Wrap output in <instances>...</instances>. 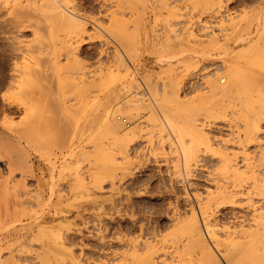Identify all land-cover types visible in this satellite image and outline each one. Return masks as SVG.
Listing matches in <instances>:
<instances>
[{"label":"rangeland","instance_id":"obj_1","mask_svg":"<svg viewBox=\"0 0 264 264\" xmlns=\"http://www.w3.org/2000/svg\"><path fill=\"white\" fill-rule=\"evenodd\" d=\"M70 1L72 3V5H70L71 3L69 4L70 7L73 8L77 7L76 9L88 18L89 20L88 27L90 29H88V33H86L88 36H84V38H82L83 41L81 40L82 43L80 45L79 51H76V54L78 53L77 57L74 56L72 58L74 59V62L72 59L67 61L66 58L62 56L61 58L62 59L64 58L65 60L63 59L64 61L63 62L62 59L60 58L61 62L59 64V67L60 66L63 67L64 70H61L62 71L61 73L59 70L58 72L62 75L64 74L63 79L65 78L64 77L65 75L67 76L69 75L70 78L69 76L66 77L69 79L70 82L72 81L71 79L77 76L78 79L77 78L76 79L79 82V76L83 75L85 77L84 74H86L87 76L85 78L87 79L86 81L87 83L85 88L86 90H84V93L87 94L85 95L83 93L84 96L83 95L81 96L80 93L79 96H76L75 94V92L77 91L76 87H73L76 90L75 92L71 90L73 89L71 87L70 90H68V92L66 93L67 99L70 98L68 94H70V96L74 94L73 96L74 98H78V97L80 98L81 96V99L79 98H78L79 100L77 99L80 105L76 102L75 103L72 102V104L78 106L79 110L76 114L75 112H73L74 111L73 109L76 110V108H72L73 111L69 117V118L74 117L73 119L77 122H75L74 120L71 121V119H69L70 123H67L68 119L66 121H63L68 125L70 124L71 128L73 127L71 130L69 129L70 125L68 128V125L63 123V125L65 124L67 126V130L69 129L68 131H66V134L64 131V135H67V133H69L67 136H65L67 137L66 141L64 140L65 148H63V145L61 143L62 140H59L62 137H63L62 139H65L64 135H62L63 132V128H62L63 126H61L62 123H56L57 125L52 124V126L49 127L50 130H48L46 133L47 135L45 136L42 135L44 137V138L42 137L43 139L40 136L41 140H39L38 142L42 141L40 142L41 144L38 142L37 144L35 143L36 147H34L35 145H31L29 141H28L29 144L27 140L24 141L25 149L27 151V160L29 161L28 165L26 163L17 164V163H12V161H8L9 159L7 158L8 156L5 153H3L4 150L2 147H0V189L2 188L0 190V201L4 199L2 203L0 202L1 203L0 205H2L1 206L2 209L0 208V260L2 262L0 261V264H13V262H15L14 264H45V261L46 263H48V257L51 258L48 264H60V261L58 259L56 260L57 256L52 255L51 252L52 250L49 249L50 246L49 245L47 246L49 240L51 243L52 239L50 238L54 235H51V237L50 236L46 237V234L48 236L52 233L57 235H59L58 233L61 234L62 239L64 238L62 241L65 242L66 244L65 246L66 251L69 254L74 253V256L77 257L78 260L82 262V264H144V262L140 261V259L143 260L144 256L148 254V250L150 247H156L157 249H159L157 258L155 259V261L158 264H162V263L176 264V262L177 264H197L198 263L197 252H195V254L194 253L187 254L184 253L183 251L185 247L184 244L188 242L187 240L188 237L183 234V227L185 225V222L187 223V221H189L188 219L192 218L191 215L193 214L194 211L197 212L199 218H201L202 223H204L203 227L206 230V233L209 234H210L209 230H211V228H208L207 226L210 223L209 221H211L212 224H217L218 227L221 228H223L224 226H231L233 229H237V230L238 229L242 230L240 227L244 228L247 227V225L249 224H253V220H254L253 217L255 216V211L253 206L247 200H245L246 199L245 196L238 195L237 196L238 198L235 197L236 200L234 199L235 201L233 202L231 201V199L220 200L219 199L220 193L217 192V190H219L218 187L220 186L230 187L232 190L234 188L238 189V187H234V185L236 186L237 183L233 185L232 182L234 183V181H231L233 180V178H231L229 173L225 172L226 171L224 165L225 158H223L227 155L225 153H230L229 155L231 157V154L232 155L236 154L237 152H239V150L242 151L241 147L239 146L243 145L246 149V152L249 153L250 155L252 154L251 155L252 159L254 158L255 160H258L261 152L264 150L263 148L264 137L260 138L257 141L248 143V145L241 144L240 141L241 138L243 140L242 136L244 135V133L242 131V128L241 130L239 129V126L242 123L241 120H239L240 116L237 114V112L239 111L240 108L238 107L233 108L234 105L233 103H238V100L236 99L237 97H235L233 93L232 95H228L222 98L220 96L215 97V93L211 88L213 87L212 85L213 80L214 81L220 80L222 84V81L221 79H219V77L222 74H224L225 76L226 73L225 68H227V65L232 61L233 58L232 56L228 57L227 55H230L232 51L233 53L231 55H233L235 49L239 47L242 48L243 46H247L251 41H255L256 39L258 41L259 37L263 33L262 31H264L263 29L264 0H221L220 4L222 5L218 4L217 0H212L214 5H211L212 4L211 0H209L211 4H209L207 0H176V2L175 0L174 2L173 0L170 1L169 0H70ZM75 1L77 3H75ZM203 6L207 9L204 8L203 10ZM212 6L213 8L211 9ZM218 6L220 7L218 8ZM181 9L184 11H181ZM202 10L204 13L202 12ZM254 10L255 11L258 10V12L256 13ZM168 11L173 13L172 16L176 14V17L173 16L175 19H173L172 16L171 17L169 16L171 15V13L169 14ZM214 11L216 12L214 13ZM259 11L261 12L259 13ZM184 12L187 14H185ZM189 12L192 13L190 14ZM181 13L183 15H181ZM167 14H169L168 16L173 20L171 19L169 20V18L164 19L168 17ZM247 14H249V17L251 16V14L252 17L254 16V14L255 16L253 17V19L251 17V20L249 21L247 19L249 17L246 16ZM243 15L244 17H246V19L243 17ZM93 16L95 18H93ZM229 17H232L230 22H229L230 19ZM239 17L240 18L242 17L241 19L244 20V21L241 20L242 22L241 25L243 26V28L240 30L239 29L236 30V28H234L232 24L234 21L240 22ZM158 19L159 21L157 22L154 21ZM92 20H94L93 21L94 24L96 21L98 24L102 25L105 31L99 29L100 33H98L97 32L98 30L96 31L94 27L91 26L93 23L91 22ZM165 20L166 21L169 20L167 21V25ZM136 21L140 22L138 23L140 26H138ZM197 22H199V24ZM223 22L225 23L227 22V23L225 24ZM222 23L225 25L222 26ZM113 24L114 25L116 24V27H118V28L115 27L116 30L113 28L114 26L112 27L116 31L114 33H118L117 29L119 31L121 28L123 29V27L125 26L128 27L127 29H125L126 27L124 28L125 31H122V34H124L123 32H126L127 34H125L124 37L125 39L129 38L130 41L122 38L123 37L122 34L112 33V35H117L119 37L112 36L111 33L107 31V29L110 28ZM151 24L152 26L153 25L154 26L152 27ZM189 24L190 26H188ZM228 24L230 27H232L233 30L227 27ZM171 25L174 29H171L172 28ZM191 25H193V27ZM262 25L263 27L261 28ZM206 27L208 28V30H206L207 29ZM56 28H54V30ZM135 28L138 30H134ZM168 28L170 32L167 31ZM154 29L155 31H157L156 33L159 34V35L157 34L158 36L155 34ZM54 30L52 35H54L56 32L58 36L55 34L54 36H52V39H50L51 37H49V39L47 37V41L49 44H51L52 42L51 47L52 48L55 47L57 53H60L58 52V49L59 47L61 48V46L57 47V45L60 44L61 40L59 42L57 41L60 38L62 39V37L65 39L64 34L68 35L69 32L66 29L63 30L59 29V31L56 29L55 32ZM64 30L66 31L63 34L62 31ZM258 30L260 31L262 30L260 32L261 33L260 36L258 35L259 33ZM220 31L222 32L220 33ZM234 32L239 33V35L237 34L238 37ZM168 33L170 34V36L168 35ZM25 34L27 37V41L32 39L31 38L32 36H30L31 35L30 32H25ZM163 34L165 35L166 38L169 37L168 41L165 39ZM190 34L193 37L192 41H190L191 38H189L191 37ZM194 34L197 37H194ZM222 34L225 36H223ZM230 37H235V38L231 39ZM175 38L176 39L178 38L177 40H179L180 42L177 41ZM122 39L125 42L120 43V41L121 42L123 41ZM170 39L174 42L172 43ZM187 40L188 43H186ZM216 40L219 42H216ZM162 41L164 45L163 43L161 44ZM223 41L228 42V43L226 42L227 46L224 45L225 43ZM234 42L236 44H234ZM133 43H134V47H133ZM158 43L160 44V46ZM220 43H222L223 45ZM135 44L137 45L135 46ZM153 44L154 46L152 47ZM123 45L125 48L122 47ZM157 45L159 47H157ZM162 46L165 48H163ZM135 47L137 48V54ZM173 47L175 50H173ZM226 47L228 49H226ZM161 48L163 49V51ZM55 49L53 48V50ZM120 49H122L123 52L125 53L123 54L124 57L119 56L118 54L116 55L117 53L116 50H120ZM126 49L127 51H130V53H128ZM222 49H224L225 51ZM133 50L135 51L132 52ZM157 51L159 52L161 51V53ZM155 52L156 54H154ZM127 54H129L128 58H127ZM123 58L124 60H122ZM189 59H193V60L191 61ZM76 61L77 63H79L80 61V63L82 64V65L79 64V67H81L84 70L86 68L85 72L84 70L81 71L80 70L81 68L79 69V67H77ZM123 61H127V63ZM66 62L67 65L69 64L68 66L65 65ZM226 62L229 63L227 64ZM118 63L120 66H118ZM196 63L200 64L198 68L196 67L197 66ZM125 64L127 65V68ZM70 67H72V70L73 69L74 70L71 71ZM111 67L113 69H111ZM128 67L130 68V70H127L129 69ZM203 67L205 68V70ZM248 67L249 68H247V70H251L252 72L250 74L255 73L259 76L258 78L259 82L261 79L263 80L262 85L260 84L261 82L259 83V85L264 86V77H262L264 76V71L262 70L263 71L262 72L261 70L259 71V69L256 70L257 68H252L250 66ZM76 68H78V71L74 72L75 70H77ZM186 68H189V70ZM207 68L208 70L206 71ZM222 68L225 71L221 70ZM110 69L112 71H108ZM7 70L5 69V67H1L0 71L6 73ZM79 71L81 73H79ZM124 71H126L125 74ZM257 72L258 73L262 72V74L259 73L260 74L259 75ZM77 73H79L80 75L79 74L77 75ZM111 73H114L113 74L114 76ZM105 74L107 75L109 74L108 79H111L112 82L111 80H106L107 75ZM216 76H218V78ZM224 76L221 77H223L222 78L224 80L223 84L224 86H226V83L228 82H227V78H225L226 76L225 77ZM97 80L98 81L102 80V82L99 81V83L101 82V86L104 85V88L103 86L101 87L99 83L98 85L97 83L94 85V82H98ZM104 82L106 83L104 84ZM210 84L212 86H210ZM96 85L99 86L98 89H96L97 88ZM130 86L132 89L130 88ZM138 87H140V89ZM93 88H95L96 90ZM128 88L130 91L128 90ZM260 88L263 89V87ZM97 90L99 92H97ZM262 91H264V89ZM95 92H97V94ZM77 94H79L78 91ZM122 94L124 95L122 96ZM166 96L171 101H169L168 98L166 99ZM164 97L166 100L170 102V105L172 107L175 108L178 107L177 110L178 115L176 114V112H174L177 108L173 109L171 107L174 111L172 110V113L169 112V109L171 108H169L170 106L168 104L165 105V102L166 103L169 102L162 101L164 100ZM234 97L236 101L232 100L234 99ZM175 98L176 100H174ZM178 98L179 101H177ZM133 99L137 101L136 103L131 102V104L133 105L136 104V106L138 105L140 107H135L136 108L135 110L134 107L133 108L131 107V109L129 110L128 109L130 107L129 105H131L130 101H132ZM73 100L76 99L72 98L70 102ZM96 100L97 103L95 102ZM186 100L189 103H187ZM79 101H82V103H80ZM174 101L180 103L177 102L175 103ZM206 101L207 103H209V105L206 103ZM230 101H232L233 103ZM70 102H68V104H71ZM159 102H161V105ZM157 103L159 104V107ZM200 103L201 104L203 103V105H199ZM205 103L207 105H204ZM222 103H224V106H222L223 105ZM81 104H83V107L85 108L83 112L82 110L80 111ZM152 104L154 105L156 111ZM183 104L185 107L183 106ZM187 104H188L187 107L189 108H191L192 106L191 110L193 111L191 113H194L195 110L196 111L199 110L197 114L196 113L193 114L192 116L193 118H190L191 116L190 114L188 116V113H190L191 110L190 109L188 110V108L186 107ZM127 105L129 107L126 108ZM162 105L165 108L162 109L161 108L163 107ZM180 105L183 107H181ZM198 105L200 108L198 107ZM202 106H204L205 108L203 107L204 108L203 109ZM210 106H213L212 109ZM227 106L229 107V109ZM193 107H197L199 109L197 108L193 109ZM222 107L223 109H225L226 107L227 108L224 110V112L222 111L223 113L221 115L219 113H221L220 110H222ZM230 107L233 108V110H231ZM137 108L139 109L137 110ZM182 108L183 110L185 108V110H188L189 112L183 111L181 114L184 115L186 113V116L192 119V121L195 120L194 116H196L195 124L198 123L196 124L198 127L200 126L201 128L202 127L204 128L202 129L206 132L207 138L204 137L206 140L210 139V137L213 138L211 139V141L207 140L208 147L205 145L206 146L205 148V146L202 147L199 145V147L201 148H198L199 150L198 151L199 154L197 153L198 163L196 164H194L195 162L193 161L191 162L190 165H186L182 155V150H180L181 148L178 147L179 143L173 140V137L169 129L165 128L166 125L165 123H163L164 121L161 120L162 116L160 117L158 116V114L161 115L163 112L180 116L179 111H182ZM131 110H134L133 113L131 112ZM150 110L152 111L154 110L156 113H158V114L155 113L157 118L156 117L154 118L153 115H152L153 117L151 116ZM81 112L82 115H80ZM211 114L213 115L211 116ZM22 115L15 116V121H14L15 127L17 128L21 127V129L23 125H24L23 127L27 126V124L25 125L24 122L23 124H20V126H17L18 125L17 121L20 122V120L22 119L21 117ZM19 117H21V119ZM182 117L179 118L182 119ZM185 118L187 117H184V119ZM100 119L102 121H100ZM105 121H107V123ZM74 122H75V129H74ZM154 122L156 123L155 125H153ZM108 123H112V124L114 123L113 124L114 126L111 125L108 127H110L112 131H116L115 137L118 140L114 137V135H112V137H114L115 140L111 137V134L115 132L110 134L108 131L110 132L112 131L109 129L108 131L106 130ZM161 123L164 124L165 126L164 125H163L164 127L158 126L161 125ZM96 124L98 125L96 126ZM105 124H106V128L104 126ZM53 125H56L57 127L60 125L59 127L62 128L61 129L62 132L61 130L59 131L60 134L54 129L60 135V138L59 135L55 136L56 132L53 131L54 128ZM65 125L64 128L66 127ZM140 125L142 127H140ZM261 126L263 127V131H264V119L261 121ZM152 128L154 129L152 130ZM56 129L59 130V128ZM71 131H73V133ZM129 131H131L132 133L135 132L134 134L137 135L134 140L133 138L135 137V135H131V132L129 133ZM48 132L51 133V136L49 135ZM205 132L203 133L204 135ZM52 134H54L55 137H58V139L56 140L57 142L53 143L52 139L48 138V136L54 138V136L52 137ZM129 135H131L132 137ZM98 136L100 137L98 138ZM45 138L46 139L48 138L49 141H45L46 140ZM122 138H124V140H121ZM125 138L127 139V142L128 141L131 142H129L128 144L127 143L123 144V142L126 141ZM166 138L170 139L169 140L170 142L173 140L174 144H172L173 141L169 143L168 139ZM50 140L52 142H50ZM58 141L60 142L58 143ZM67 141H69V143ZM120 141L122 142L120 143ZM237 141H239L240 143L239 142L236 143ZM117 142L119 144H117ZM203 142L202 145L206 144V142L205 143ZM125 144L127 145V147L125 146ZM66 145L68 149L71 147L73 148L68 150L66 148ZM94 145L95 147H93ZM117 145H123L124 149L122 148L123 146L119 147ZM101 147L104 148V150L100 149ZM62 148L64 150H62ZM96 149L99 150L93 151ZM208 149L210 150L212 149V151H209ZM110 150H112V152L115 155H112L113 153H111ZM121 151H124L126 153H123ZM214 151L217 154L214 153ZM96 152H98L97 153L98 155L95 154ZM119 152L123 154H120ZM220 153H222L223 155ZM102 154L103 155L109 154V155L103 156ZM116 154H118V156ZM100 155H102L103 157ZM110 155L112 156L110 158L114 162L113 163L114 165H111L110 163L111 160L108 159ZM127 155L130 158L126 157ZM237 155L239 157L236 156L235 159L234 157H232L233 163L234 164L235 162L236 164L238 163V165L242 168L241 171H245V166H244L245 162L243 160L242 154L240 155V153H238ZM123 156L126 158V160L125 159L123 160L124 158ZM254 159H253L254 163H257L258 161H255ZM105 160L106 161L109 160V161L105 163L106 162ZM108 163L110 164V167L108 166L107 168L105 166L109 165ZM257 165L260 166L259 164ZM28 166L30 168H28ZM112 166L116 168L112 169ZM187 168L190 171H188ZM186 169L187 171H185ZM257 169L259 171V172L257 171L256 173L258 179L261 178L263 179L264 167H260V168L257 167ZM260 171L262 174L260 173ZM175 172L178 173L176 174ZM125 173L128 174L126 175ZM8 176H10L9 178L10 180H14V178L19 179V177L25 180V186L29 190L28 192L29 194L27 195V197H24V200L23 198L21 199L23 201L22 204L18 203V200H20V198H17L18 199L17 200L13 195L10 196V194L9 196H6L8 194L7 193L8 189L6 188L7 187L6 182L8 181L7 180ZM100 180L102 181V183ZM10 183L11 185L9 186H12V184H14L11 181ZM3 185L5 186V188ZM240 185H242L240 187L241 190H244L245 192L251 190V182L246 181L241 183ZM26 187L24 188L26 189ZM4 192L6 193H5V197L3 198ZM9 197L10 198L12 197V199H10ZM253 198H254L253 202L254 203L256 202L255 205H257V208L264 207V199L262 197L254 195ZM10 200L11 202H7ZM209 200H210L209 208L212 211V213H208L207 215L204 214V210H202L203 209L202 207H204V204L207 205L208 204L207 202ZM209 208L207 211L211 212ZM178 229H180L181 231ZM42 234L44 237L42 236ZM209 234H207L209 239L211 241H215L214 244L217 247V251L220 257V262H222V264H229L226 256V254L228 255L227 250L230 247V246L228 247L227 245L229 241L225 237L222 238L220 237V241H222L221 242L222 244L218 243L213 238V236H211L212 234L210 235ZM237 235L240 237L243 234L240 235L239 233ZM45 237L47 239L49 238L47 243ZM212 238L214 240H212ZM243 239L244 238L240 237L239 239H237V241H242ZM223 240H226L225 242L226 245L223 243ZM50 245L52 248L53 245L52 244ZM138 256L140 257L138 258ZM137 258L138 261H136ZM64 259H67V257H65ZM64 259H60V260L64 261ZM67 261L69 262V259H67ZM67 261L66 263L70 264ZM66 263L64 261V264Z\"/></svg>","mask_w":264,"mask_h":264},{"label":"bare ground","instance_id":"obj_2","mask_svg":"<svg viewBox=\"0 0 264 264\" xmlns=\"http://www.w3.org/2000/svg\"><path fill=\"white\" fill-rule=\"evenodd\" d=\"M170 1V0H169ZM209 2V0H207ZM174 2V0H173ZM176 2V0H175ZM179 2V1H178ZM212 2V0H211ZM218 4L221 3V0H217ZM70 0H0V70H1V67H5V69L7 70L6 73H3L0 71V147L3 148L4 152L9 158L8 161H12V163H26L28 165V160H27V151L25 149V145H24V141L27 140V142L29 141L31 145H35V143L37 144V142L40 139V136L41 138L45 135H47V131L50 130L49 127L52 126V124H56V123H62L61 126H63V132H62V128L61 127H57L56 125H53V131L54 132H59L61 130L62 132V135H64V131H65V134H66V131H68L69 129L72 130L71 128V125H70V128H69V125L66 124L65 122L63 121H66L68 119V122L67 123H70L69 122V119L74 120L72 117H70V115L72 114V111L75 112L77 114L79 108L77 105L75 104H72V102H76L78 103V100L81 99V96L83 95L84 93V90H86V81L87 79L85 78L87 75H85V77L82 75H80L79 73H81L79 71V73H77V75L79 74V82L77 81V77H74L73 79H71L72 81L70 82L69 79L67 78L68 76L65 75L64 79H63V75L60 74L62 71L61 70H64L63 67H59V64L61 62V57L64 56L66 58L67 61L71 60L74 56L77 57V54H76V51H79V48H80V45L83 41L82 38H84V36H88L86 33H88V29H90L88 26H89V20L86 16H84L82 13H80L75 7H70V5H72V3ZM75 3H77L75 1ZM70 4V5H69ZM145 4V2H144ZM157 4V2H156ZM175 4V3H174ZM194 4V3H193ZM203 4V3H202ZM209 4H211L209 2ZM208 4V5H209ZM191 5V4H190ZM201 5V4H200ZM206 5V4H205ZM204 5V6H205ZM207 5V6H208ZM211 5H214L213 2ZM222 5V4H220ZM158 6V5H157ZM194 6V5H193ZM203 6V10H204V7ZM224 6H225V3H224ZM251 6V5H250ZM257 6V4H256ZM261 6V5H260ZM210 7V6H209ZM208 7V8H209ZM215 7V6H214ZM220 6H218L219 8ZM168 8V6H167ZM192 8V7H191ZM197 8V7H196ZM200 8V6H199ZM202 8V7H201ZM213 8V6L211 7V9ZM257 8V7H256ZM264 8V7H263ZM79 9V8H78ZM154 9V8H153ZM184 9V8H183ZM187 9V8H185ZM198 9V8H197ZM207 9V8H205ZM222 9V8H221ZM250 9V8H249ZM259 9V8H258ZM158 10V9H157ZM172 10V9H171ZM195 10V9H194ZM193 10V11H194ZM202 10V12H203ZM210 10V9H209ZM208 10V12H209ZM214 10V9H213ZM212 10V11H213ZM220 10V9H219ZM223 10V9H222ZM248 10V9H247ZM173 11V10H172ZM181 11H184L181 9ZM179 11V12H181ZM186 11V10H185ZM218 11V10H217ZM243 11V10H242ZM255 11V10H254ZM155 12V11H154ZM169 12V11H168ZM200 12V11H199ZM211 12V11H210ZM216 11H214L215 13ZM256 13L258 12L255 11ZM261 11H259L260 13ZM171 12H169L170 14ZM183 13V12H182ZM181 13V15H183ZM185 13V12H184ZM190 13V12H189ZM192 13V12H191ZM190 13V14H191ZM204 13V12H203ZM213 13V12H212ZM231 13V12H230ZM247 13V12H246ZM167 14V16L169 15ZM173 13H171V15H169L170 17L172 16ZM187 14V13H185ZM200 14V13H199ZM206 14V13H205ZM221 14V13H220ZM219 14V15H220ZM141 15V14H140ZM160 15V14H159ZM208 15V13H207ZM212 15V14H210ZM214 15V14H213ZM216 15V14H215ZM236 15V14H235ZM245 15V14H244ZM243 15V17H244ZM259 15V14H258ZM113 16V15H112ZM161 16V15H160ZM167 17V18H164V19H168L169 20L171 19L170 17ZM174 17H176V14L173 15ZM172 16V17H173ZM185 16V15H184ZM187 16V15H186ZM224 16V15H223ZM242 16V14H241ZM246 16L249 17V14H247ZM255 16V14H254ZM253 16V17H254ZM257 16V15H256ZM264 16V15H263ZM173 17V19H175ZM195 17V16H194ZM227 17V16H226ZM251 17H252V14L249 18H247L249 21L251 20ZM252 17V19H253ZM93 18H95L93 16ZM134 18V17H132ZM157 18V17H156ZM155 18V19H156ZM161 18V17H160ZM159 18V19H160ZM183 18V16H182ZM181 18V19H182ZM186 18V17H185ZM229 22L231 21L232 17H229ZM240 18V17H239ZM242 18V17H241ZM239 19L240 22H233V27L236 28V30H240L243 28V26L241 25V20L242 19ZM246 19V17H244ZM113 19V18H112ZM139 19V18H138ZM141 19V18H140ZM143 19V18H142ZM158 20H154L155 22L159 21ZM171 19V20H173ZM179 19V18H178ZM209 19V18H208ZM213 19V18H212ZM228 19V18H226ZM264 19V18H263ZM262 19V20H263ZM120 20V19H119ZM167 20V21H169ZM185 20V19H184ZM190 20V18H189ZM193 20V19H192ZM224 20V19H223ZM222 20V21H223ZM236 20V19H235ZM238 20V18H237ZM236 20V21H237ZM247 20V22H248ZM94 20H92L91 22H93ZM134 21V20H133ZM146 21V20H145ZM150 21V20H149ZM167 21L165 20L166 22V25H167ZM182 21V20H181ZM228 21V20H227ZM244 21V20H242ZM253 21V20H252ZM117 22V21H116ZM115 22V23H116ZM137 22V21H136ZM142 22V21H141ZM163 22V21H162ZM190 22V21H188ZM209 22V21H207ZM263 22V21H262ZM104 23V22H103ZM114 23V22H112ZM140 23L139 21L137 22V24ZM159 23V22H158ZM180 23V22H179ZM178 23V24H179ZM199 24V22H197ZM225 23V22H223ZM222 23V26H224L225 24ZM251 23V22H250ZM249 23V24H250ZM136 24V23H134ZM156 24V23H155ZM165 24V23H164ZM171 24V22H170ZM177 24V23H176ZM205 24V23H204ZM207 24V23H206ZM264 24V23H263ZM160 25V24H159ZM219 25V24H218ZM217 25V26H218ZM221 25V23H220ZM253 25V24H251ZM92 27H94V29L98 32H99V29H101L102 31H105L104 28L102 27V25L98 24L96 21H95V24L94 22L92 23L91 25ZM114 26V27H113ZM122 26V25H121ZM137 26V25H136ZM138 26H140L138 24ZM152 26V24H151ZM154 26V25H153ZM152 26V27H153ZM163 26V25H162ZM165 26V25H164ZM190 26V24L188 25ZM193 27V25H191ZM214 26V25H212ZM211 26V27H212ZM221 26V27H222ZM57 27V28H56ZM108 27V26H107ZM116 30V24L112 25L110 28L107 29V31H109L112 35L113 34H122V31H125V29H127L128 27H123V29L121 28L119 31L117 29V32L118 33H114L116 32L113 28ZM116 27V28H115ZM135 27V25H134ZM157 27V25H156ZM155 27V28H156ZM167 27V26H166ZM172 27V25H171ZM186 27V25H185ZM208 27V25H207ZM206 27V28H207ZM220 27V26H219ZM227 27H229L230 29H232V27L229 26V24L227 25ZM249 27V26H247ZM259 27V26H258ZM263 27V25L261 26V28ZM54 28H56L58 31L59 29H66L69 33L68 35L64 34V31L63 34H64V37L65 39L62 37V39H58L57 42H59L60 40V44L57 45V47L61 46V48L59 47L58 49V52L60 53H57L55 47H53L55 50H53V48L51 47V44L48 43L47 41V37L49 39V37H51L50 39H52V36H54L56 34ZM145 28V27H144ZM178 28V27H177ZM184 28V27H183ZM190 28V27H189ZM187 28V29H189ZM202 28V27H201ZM200 28V29H201ZM251 28V27H250ZM159 29V28H158ZM165 29V28H164ZM171 29H174L173 27ZM197 29V28H196ZM249 29V28H248ZM264 29V28H263ZM53 30L55 32L54 35L53 34ZM134 30H138V29H134ZM183 30V29H182ZM208 30V28L206 29ZM217 30V28H216ZM233 30V29H232ZM250 30V29H249ZM93 31V30H92ZM121 31V32H120ZM140 31V30H139ZM155 31V29H154ZM153 31V32H154ZM169 28H168V30ZM219 31V30H218ZM224 31V30H223ZM227 31V30H226ZM229 31V30H228ZM246 31V30H245ZM251 31V30H250ZM259 33L258 35L260 36V30H258ZM25 32H30V36H32L31 40L27 41V37H26V34ZM94 32V31H93ZM96 32V33H97ZM130 32V31H129ZM132 32V31H131ZM134 32V31H133ZM157 31H155V34L157 35L158 33H156ZM172 32V31H171ZM175 32H176V29H175ZM173 32V33H175ZM192 32V31H191ZM207 32V31H206ZM222 31H220L221 33ZM231 32V30H230ZM229 32V33H230ZM237 32V31H236ZM234 32V33H236ZM240 32V31H238ZM242 32V30H241ZM263 33L261 34V36L259 37L258 41L255 37V41H251L247 46H243L242 48L239 47L237 49L234 50V54L231 55L233 53V51L231 52L230 55H227L228 57L232 56V61L228 64L227 62V68L226 71L222 68L221 70H224L226 73H225V76L224 74L220 75L221 76H224L225 78H227V82L226 83V86H224L223 84V77H219V79H221L222 81V84L220 82V80H217L218 76H216V80L217 81H214L212 82V85L213 87L211 89H213V92L215 93V97L217 96H220L221 98L222 97H225V96H228V95H232V93L234 94L235 97H237L236 99L238 100V103H233L232 102L231 104L233 105V108H240L239 111L237 112V114L240 116V119L241 120V123L240 126H239V129L241 130L242 128V131L244 133V135L242 136L243 137V140L241 138V144H247L248 143H251V142H254V141H257L259 140L260 138L264 137V131H263V127L261 126V121L264 119V91H262L264 89V86H261L262 85V79L258 80L259 76L257 74H250L252 73L251 70H247V68H249L248 66L252 67V68H257L256 70L259 69V71L263 70L264 71V31H262ZM67 33V32H66ZM95 33V34H96ZM97 33V34H98ZM124 34L122 38L125 39V34H127L126 32H123ZM136 33V32H135ZM163 33V32H162ZM182 33V32H181ZM211 33V32H210ZM219 33V32H218ZM225 33V32H223ZM233 33V32H232ZM248 33V32H247ZM86 34V35H85ZM94 34V35H95ZM129 34V33H128ZM189 34V33H188ZM187 34V35H188ZM207 34V33H206ZM237 34L239 35V33H236V36ZM58 36V34H56ZM93 35V34H92ZM130 35V34H129ZM138 35V34H137ZM159 35V34H158ZM157 35V36H158ZM164 35V34H163ZM162 35V36H163ZM167 35V34H166ZM168 35L170 36V34L168 33ZM193 35V33H192ZM192 35L190 34L191 37V40L192 41ZM211 35V34H210ZM223 35V34H222ZM221 35V36H222ZM228 35V34H227ZM56 36V38H57ZM98 36V35H97ZM112 36H115V37H119L117 35H112ZM121 36V35H120ZM161 36V37H162ZM215 36V35H214ZM225 36V35H223ZM230 36V35H229ZM235 36V37H236ZM254 36V35H253ZM257 36V35H256ZM90 37V36H89ZM114 37V38H115ZM135 37V36H134ZM165 37V35H164ZM172 37V36H171ZM179 37V36H177ZM184 37V36H183ZM194 37H197L195 36L194 34ZM208 37V36H207ZM206 37V38H207ZM235 37H230L231 39L232 38H235ZM238 37V36H237ZM240 37V36H239ZM242 37V36H241ZM257 37V38H258ZM55 38V39H56ZM94 38V36H93ZM101 38V37H100ZM113 38V37H112ZM121 38V37H120ZM119 38V39H120ZM159 38V37H158ZM169 38V37H168ZM168 38L165 37V39L168 41ZM174 38V37H173ZM172 38V39H173ZM218 38V37H217ZM128 41L129 38H126ZM125 39V40H126ZM176 39V38H175ZM178 39V38H177ZM176 39V40H177ZM182 39V37H181ZM197 39V38H196ZM224 39V38H223ZM240 39V38H239ZM46 40V41H45ZM82 40V41H81ZM123 40V39H122ZM136 40V39H135ZM158 40V39H156ZM174 40V39H173ZM198 40V39H197ZM207 40V39H206ZM209 40V39H208ZM220 40V39H218ZM254 40V39H253ZM120 41V40H119ZM127 41V42H128ZM138 41V40H137ZM164 41V40H163ZM163 41L161 42V44L163 43ZM170 41H172L170 39ZM179 41V40H177ZM186 41V40H185ZM195 41V40H194ZM200 41V40H199ZM228 41V40H227ZM226 41V42H227ZM262 41V42H261ZM125 42L124 40L120 43H123ZM126 42V43H127ZM166 42V41H165ZM174 41H172L173 43ZM180 42V41H179ZM197 42V41H196ZM210 42V41H209ZM216 42H219L216 40ZM224 42V41H223ZM226 42H224L226 45ZM230 42V41H229ZM56 43V42H55ZM157 43V42H156ZM176 43V42H175ZM183 43V42H182ZM188 43V40L187 42ZM228 43V42H227ZM77 44V46H76ZM140 44V43H139ZM155 44V43H154ZM154 44L152 45V47L154 46ZM159 44V43H158ZM197 44V43H196ZM214 44V43H213ZM222 44V43H220ZM219 44V45H220ZM234 44H236L234 42ZM120 45V44H119ZM125 45V44H124ZM124 45L122 47H124ZM132 45V44H131ZM137 44H135L136 46ZM164 45V43H163ZM173 45V44H172ZM195 45V44H194ZM211 45V44H209ZM223 45V44H222ZM126 46V45H125ZM139 46V45H138ZM160 46V44H159ZM157 45V47H159ZM182 46V45H181ZM193 46V45H192ZM201 46V45H200ZM208 46V45H207ZM227 46V45H226ZM233 46V45H232ZM231 46V47H232ZM133 47H134V43H133ZM163 47V46H162ZM172 47V46H171ZM52 48V49H51ZM119 48V47H118ZM117 48V49H118ZM125 48V47H124ZM123 48V49H124ZM136 48V47H135ZM165 48V47H163ZM170 48V47H169ZM180 48V46H179ZM178 48V49H179ZM200 48V47H199ZM204 48V47H203ZM212 48V47H211ZM209 48V49H211ZM162 49V48H161ZM183 49V48H182ZM196 49V48H195ZM206 49V48H205ZM208 49V48H207ZM217 49V48H216ZM219 49V48H218ZM226 49H228L226 47ZM229 49H230V46H229ZM53 50V51H52ZM60 50V51H59ZM128 50H129V47H128ZM130 50H131V47H130ZM153 50V49H151ZM169 50V49H168ZM173 50L174 47H173ZM215 50V49H214ZM224 50V49H222ZM102 51V50H101ZM127 51V49H126ZM125 51V52H126ZM135 50H133L132 52H134ZM156 51V50H155ZM163 51V49H162ZM178 51V50H177ZM196 51V50H195ZM201 51V50H200ZM217 51V50H216ZM225 51V50H224ZM223 51V52H224ZM229 51V50H228ZM105 52V51H104ZM116 55L118 54L119 56H123V54H125L123 52L122 49L120 50H116ZM128 53H130V51H127ZM131 52V53H132ZM159 52V51H157ZM176 52V51H175ZM161 53V51L159 52ZM174 53V51H173ZM226 53V52H225ZM230 53V52H229ZM228 53V54H229ZM136 54H137V48H136ZM151 54V53H150ZM153 54V53H152ZM156 54V52L154 53ZM166 54V53H165ZM172 54V53H171ZM179 54V53H178ZM177 54V55H178ZM187 54V53H186ZM101 55V54H100ZM128 55L127 54V58H128ZM132 55V54H130ZM180 55V54H179ZM201 55V54H200ZM118 56V58H119ZM162 56V55H161ZM205 56V55H204ZM226 56V55H225ZM124 57V56H123ZM137 57V56H136ZM61 58V59H60ZM117 58V57H116ZM122 58V57H121ZM131 58V57H130ZM134 58V57H133ZM132 58V59H133ZM64 59V58H63ZM62 59V61H63ZM158 59V58H157ZM187 59V58H186ZM196 59V58H195ZM228 59V58H227ZM231 59V58H230ZM65 60V59H64ZM73 62H74V59H72ZM77 60V59H76ZM79 60V58H78ZM124 60V58L122 59ZM189 60H193V59H189ZM117 61V60H116ZM158 61V60H157ZM187 61V60H185ZM202 61V60H201ZM64 62V61H63ZM72 62V61H71ZM120 62V60H119ZM123 62H126L127 61H123ZM133 62V61H132ZM203 62V61H202ZM211 62V61H210ZM214 62V61H213ZM212 62V63H213ZM69 63V62H68ZM146 63V62H145ZM189 63V62H187ZM199 63V62H198ZM72 64V63H70ZM76 64H77V67H79V63H77L76 61ZM121 64V63H120ZM180 64V63H179ZM195 64V63H194ZM197 64V63H196ZM65 65H67V62L65 63ZM69 65V64H68ZM67 65V66H68ZM82 65V64H81ZM123 65V64H122ZM126 65V64H125ZM124 65V66H125ZM186 65V64H184ZM200 64H197V68ZM90 66V65H89ZM118 66L119 63H118ZM191 66V65H190ZM207 66V65H206ZM211 66V65H210ZM216 66V65H215ZM7 67V68H6ZM102 67V66H101ZM115 67V66H114ZM122 67V66H121ZM173 67V66H172ZM184 67V66H183ZM182 67V68H183ZM214 67V65H213ZM222 67V66H221ZM62 68V69H61ZM66 68V67H65ZM71 71L72 70V67H70ZM74 68V67H73ZM81 67H79L80 69ZM84 68V67H83ZM123 68V67H122ZM121 68V69H122ZM125 68V67H124ZM126 68H127V65H126ZM129 68V67H128ZM193 68V67H191ZM195 68V66H194ZM204 68V67H203ZM218 68V67H217ZM246 68V69H245ZM68 69V68H67ZM77 70H75L74 72H77L78 71V68H76ZM111 69H113L111 67ZM108 70V71H112V70ZM162 69V68H161ZM166 69V68H165ZM169 69V68H168ZM184 69V68H183ZM189 70V68H186ZM210 69V68H209ZM58 70L60 71V73L58 72ZM69 70V69H68ZM81 71L84 70V69H80ZM86 70V68H85ZM84 70V72H85ZM102 70V69H101ZM118 70V69H117ZM127 70H130L127 69ZM160 70V69H159ZM196 70V68H195ZM205 70V68H204ZM208 70V68L206 69V71ZM216 70V69H215ZM219 70V69H218ZM214 71V70H213ZM250 71V72H249ZM262 71V72H263ZM64 72V71H63ZM69 72V71H68ZM104 72V71H103ZM101 72V73H103ZM107 72V71H106ZM105 72V73H106ZM129 72V71H128ZM159 72V71H158ZM187 72V71H186ZM202 72V71H201ZM218 72V71H217ZM216 72V73H217ZM221 72V71H220ZM249 72V73H248ZM262 72L260 74H262ZM67 73V71H66ZM72 73V72H71ZM87 73V72H86ZM99 73V72H98ZM116 73V72H114ZM114 73H111L112 75ZM121 73V72H120ZM118 73V74H120ZM126 73V71H124V74ZM184 73V72H183ZM188 73V72H187ZM223 73V72H222ZM258 73V72H257ZM258 73V74H259ZM70 74V73H69ZM259 74V75H260ZM62 75V76H61ZM74 75V74H73ZM107 75V74H105ZM103 75V76H105ZM117 75V74H115ZM67 76V77H66ZM109 74L107 75V79L106 80H111V79H108L109 77ZM114 76V75H113ZM120 76V75H119ZM135 76V75H134ZM162 76V75H161ZM172 76V75H171ZM206 76V75H205ZM228 76V77H227ZM73 77V76H72ZM160 77V76H159ZM264 77V76H262ZM70 78V76H69ZM77 78V79H76ZM118 78V77H117ZM116 78V79H117ZM121 78V77H120ZM152 78V77H151ZM166 78V77H165ZM164 78V80H165ZM186 78V77H185ZM212 78H213V75H212ZM261 78V77H260ZM68 79V80H67ZM76 79V80H75ZM114 79V78H113ZM167 79V78H166ZM203 79V78H202ZM229 79V80H228ZM115 80V79H114ZM113 80V81H114ZM209 80V79H208ZM76 81V82H75ZM98 81V80H97ZM102 82V80H99ZM98 82H94V85L97 83L98 85ZM101 82L99 83V85L101 86ZM110 82V81H109ZM112 82V80H111ZM133 82V81H132ZM149 82V81H148ZM207 82V81H205ZM106 82H104L105 84ZM147 83V82H146ZM151 83V82H150ZM211 83V82H210ZM259 83L261 85H259ZM168 84V83H167ZM171 84V82H170ZM93 85V86H94ZM96 85V86H97ZM181 85V84H180ZM208 85V84H207ZM210 84V86H212ZM223 85V86H222ZM103 88H104V85H102ZM101 86V87H102ZM106 86V85H105ZM139 86V85H138ZM163 86V85H162ZM202 86V85H201ZM73 88V87H76V90L78 91L79 94H77V91L73 88L71 90H73V92H75L76 96H79L80 93H81V96L80 98H74V94L70 96V94H68V96L70 98L69 101L67 99V96H66V93L68 92V90H70V88ZM99 86H97L96 89H98ZM134 87V86H132ZM136 87H137V84H136ZM260 87H263V89H261ZM131 88V86H130ZM140 89V87H138ZM95 89V88H93ZM95 89V90H96ZM123 89V88H122ZM132 89V88H131ZM148 89V88H147ZM94 90V91H95ZM101 90V89H100ZM125 90V88H124ZM129 90V88H128ZM151 90V89H150ZM169 90V89H168ZM173 90V89H172ZM176 90V89H175ZM180 90V89H179ZM182 90V89H181ZM93 91V90H92ZM91 91V92H92ZM102 91V90H101ZM130 91V90H129ZM142 91V90H141ZM144 91V90H143ZM211 91V90H209ZM72 92V93H73ZM97 92H99L97 90ZM97 92H95L97 94ZM108 92V91H107ZM128 92V91H126ZM176 92V91H175ZM208 92V91H207ZM71 93V94H72ZM130 93V92H129ZM153 93V92H152ZM204 93V92H203ZM255 93V94H254ZM85 94V93H84ZM87 94V93H86ZM85 94V95H86ZM128 94V93H126ZM125 94V95H126ZM156 94V93H155ZM236 94V95H235ZM91 95V94H90ZM101 95V93H100ZM105 95V94H104ZM124 94H122L123 96ZM141 95V94H140ZM144 95V94H143ZM208 95V93H207ZM75 96V97H76ZM84 96V95H83ZM95 96V95H94ZM110 96V95H109ZM127 96V95H126ZM147 96V95H146ZM158 96V95H157ZM214 96V95H213ZM73 99H76V100H73L70 102V100ZM88 97V95H87ZM92 97V96H91ZM96 97V96H95ZM177 97V96H175ZM232 99L233 101L236 99ZM86 98V97H85ZM90 98V97H89ZM108 98V97H107ZM122 98V97H121ZM120 98V99H121ZM144 98V97H143ZM155 98H158V97H155ZM168 97L166 96V99ZM174 98V97H173ZM211 98V97H210ZM78 99V100H77ZM145 99V98H144ZM165 97H164V100L162 101H171L169 98L168 100H166ZM219 99V98H218ZM99 100V99H98ZM107 100V99H106ZM151 100V99H149ZM173 100V99H172ZM176 100V98L174 99ZM217 100V98H216ZM84 101V100H83ZM137 100H132L130 101V104L131 102L132 103H136ZM155 101V100H154ZM160 101V100H159ZM177 101H179V98L177 99ZM176 101V102H177ZM184 101V100H183ZM187 101V100H186ZM185 101V102H186ZM68 102H70L71 104H68ZM80 103H82V101H79ZM97 103V100L95 101ZM109 102V101H108ZM156 102H157V99H156ZM175 102V101H174ZM175 102V103H176ZM203 102V101H202ZM215 102V101H214ZM160 105H161V102H159ZM173 103V102H172ZM171 103V104H172ZM177 103H180V102H177ZM182 103V102H181ZM187 103H189L187 101ZM207 103V101H206ZM204 104V105H209V103L207 104ZM213 103V102H211ZM79 104V103H78ZM84 104V103H83ZM83 104H81V109L80 111L82 110V112L84 111V107H83ZM146 104V103H145ZM158 104V103H157ZM168 104L169 108H171L172 106L170 105V102L169 103H166L165 102V105ZM192 104V103H190ZM224 106V103H222ZM80 105V104H79ZM94 105V104H93ZM98 105V104H97ZM105 105V104H104ZM103 105V106H104ZM149 105V104H148ZM153 105V104H152ZM156 105V104H155ZM199 105H203V103L199 104ZM198 105V107H199ZM215 105V104H214ZM218 105V104H216ZM220 105V104H219ZM226 105V104H225ZM231 105V107H232ZM85 106V105H84ZM101 106V105H100ZM130 106V107H129ZM127 105V107H129L128 109L130 110L131 107L133 108L134 107V110L136 109L135 107H140V106H136L131 104V105ZM150 106V105H149ZM163 106V105H162ZM174 106V105H173ZM177 106V105H176ZM181 106V105H180ZM184 106V104H183ZM181 106V107H183ZM188 106V104L186 105V107ZM196 106V105H195ZM102 107V106H101ZM154 107V105H153ZM158 107H159V104H158ZM180 107V108H181ZM185 107V106H184ZM204 106H202L203 108ZM209 107V106H207ZM211 109L213 106H210ZM220 107V106H219ZM218 107V108H219ZM228 107V106H227ZM226 107V108H227ZM230 107V108H231ZM72 108H76L72 110ZM83 108V109H82ZM162 109L165 108L164 106L161 107ZM167 108V109H169ZM176 109L175 111L173 109ZM171 109H169V112L172 113V110L174 112H176V114L178 115L177 113V110H178V107H172ZM188 110L192 108H189L187 107ZM186 108V109H187ZM194 108H197V107H193ZM200 108V107H199ZM197 108V109H199ZM201 108V110H202ZM205 108V107H204ZM203 108V109H204ZM217 108V109H218ZM225 108V109H226ZM233 108H231V110H233ZM103 109V108H102ZM118 109V108H117ZM139 108H137L138 110ZM141 109V108H140ZM155 109V107H154ZM210 109V111H211ZM223 107H222V110H220L221 114L224 112ZM229 109V107H228ZM127 110V109H126ZM134 110H131V112L133 113ZM171 110V111H170ZM180 110V109H179ZM188 110H183L182 108V111H179V114L180 116H177L175 114H170V113H167V112H161L162 114L159 115L158 113H156V109L155 111L153 110H150L151 111V116L153 115L154 118L156 117L155 113L158 114V116H162L161 117V120L164 121L163 123H165L166 127L165 128H168L172 137H173V140H175L176 142H178L177 144L179 145L178 147H180L182 150V155H183V158H184V161L186 163V165H190L191 162H195L194 164L198 163V148H201L199 147L200 146H207L208 147V141L213 138L210 137V139H205L204 137H206V132L199 126H197L196 123V116H194L195 120L192 121V119L190 118H193V114H197V112L199 111H194V113H191L193 110L190 111V113H188V116L189 114L191 115L190 118H188V116H186V113L184 115H182L181 113L184 111V112H189ZM236 110V109H234ZM89 111V110H88ZM96 111V110H95ZM98 111V110H97ZM223 111V112H222ZM82 112L80 115H82ZM119 112V111H118ZM129 112V111H128ZM173 112V113H174ZM219 112V111H218ZM228 112V111H227ZM89 113V112H87ZM121 113V112H120ZM201 113V112H200ZM23 114V115H22ZM131 114V113H130ZM217 114V115H219ZM18 115H22V119L21 117H19L21 120L20 122L17 121L18 125L17 126H20V124H24L27 126L23 127L22 126V129L21 127L20 128H17L15 127V124H14V121H15V116H18ZM88 115V114H87ZM187 117L184 119V117ZM203 115V113H202ZM213 114H211L212 116ZM216 115V117H217ZM235 115V114H234ZM76 116V115H75ZM85 116V115H84ZM95 116V115H94ZM150 116V115H149ZM148 116V117H149ZM152 116V117H153ZM14 117V118H13ZM77 117V116H76ZM79 117V116H78ZM151 117V118H152ZM179 117H182V119H180ZM220 117V116H218ZM93 118V117H92ZM97 118V117H95ZM102 118V117H101ZM145 118V117H144ZM150 118V119H151ZM157 118V117H156ZM227 118V117H226ZM76 119V118H75ZM87 119V117H86ZM115 119V118H114ZM229 119V118H228ZM238 119V118H237ZM19 120V119H17ZM24 120V121H23ZM154 120V119H153ZM152 120V121H153ZM225 120V118H224ZM75 121V120H74ZM100 121H102L100 119ZM77 122V121H75ZM75 122H74V129H75ZM97 122V121H96ZM107 123V121H105ZM104 122V123H105ZM233 122V121H232ZM9 123H10V126H9ZM16 123V122H15ZM63 123H65L66 125H68V130H67V126L64 128V125ZM150 123V122H149ZM8 124V126H7ZM100 124V123H99ZM109 124V125H108ZM107 124V128H106V124L104 125L106 130L108 131L111 130L110 127L108 126H111L113 125L112 123H108ZM152 124V123H151ZM156 123L154 122L153 125H155ZM98 124H96L97 126ZM152 125V127H153ZM164 124L161 123V125H158V126H163ZM164 125V126H165ZM200 125V123H199ZM114 126V125H113ZM119 126V125H118ZM117 126V128H118ZM123 126V125H122ZM163 126V127H164ZM202 126V125H201ZM204 126V125H203ZM133 127V126H132ZM140 127H142L140 125ZM56 128H59L56 129ZM157 128V126H156ZM200 128V129H199ZM56 131H55V130ZM65 129V130H64ZM76 129H77V126H76ZM115 129V128H114ZM139 129V128H138ZM150 129V128H149ZM154 128H152L153 130ZM128 130V129H127ZM132 130V129H131ZM157 130V129H156ZM167 130V129H166ZM203 130V131H202ZM77 131V130H76ZM112 131V130H111ZM165 131V130H164ZM168 131V132H169ZM51 132V131H50ZM56 132L55 136L59 135V134ZM73 133V131H71ZM93 132V131H92ZM110 134H111V137L112 135H114V137L116 136V131H108ZM131 131H129L130 133ZM205 132V135L203 134ZM49 133V132H48ZM135 133V132H134ZM131 132V135H135V137L133 138V140L136 138V134H134ZM161 133V132H160ZM159 133V134H160ZM69 133H67L68 135ZM71 134V133H70ZM107 134V133H106ZM241 134V133H240ZM239 134V135H240ZM43 135V136H42ZM49 135L51 136V133H49ZM67 135H64L67 136ZM103 135V134H102ZM108 135V134H107ZM129 135V136H131ZM169 135V133H168ZM204 135V136H203ZM50 136H48L49 139H52L53 143L54 142H57L56 140L58 139V137H55L54 134H52V137L54 136V138H51ZM147 136V135H145ZM149 136V134H148ZM159 136V135H158ZM47 137V136H46ZM62 137V136H61ZM100 136H98L99 138ZM102 137V136H101ZM114 137H112L114 139ZM132 137V136H131ZM206 140H204L203 138ZM229 137V136H228ZM237 137V136H236ZM240 137V136H239ZM44 138V137H43ZM42 138V139H43ZM48 138L45 140V141H49ZM56 138V139H55ZM59 138H60V135H59ZM63 138V137H62ZM60 138L59 140H62L61 143L63 145V148H65V141H66V138L65 139H62ZM69 138V137H68ZM96 138V137H94ZM111 138V139H112ZM116 138V137H115ZM164 138V137H163ZM207 138V137H206ZM238 138V137H237ZM236 138V139H237ZM55 141H54V140ZM117 139V138H116ZM126 139V138H125ZM168 139V138H166ZM227 139V138H225ZM229 139V138H228ZM240 139V138H239ZM65 140V141H64ZM68 140V139H67ZM102 140V139H101ZM99 140V141H101ZM115 140V139H114ZM118 140V139H117ZM121 140H124V138H122ZM170 139H168L169 141ZM172 140V141H173ZM204 142H203V141ZM50 140V142H52ZM97 141V139H96ZM171 141V142H172ZM235 141V140H234ZM239 141H237L236 143H238ZM28 142V144H29ZM42 142V141H40ZM38 142V143H40ZM60 141H58L59 143ZM69 143V141H67ZM122 141H120L121 143ZM131 141H128L127 142V139L124 143H129ZM169 141V143H171ZM202 142L206 144L202 145ZM224 142V141H223ZM227 142V141H226ZM239 142V143H240ZM48 143V142H47ZM60 143V144H61ZM67 143V144H68ZM99 143V142H98ZM102 143V142H101ZM114 143V141H113ZM41 144V143H40ZM52 144V143H51ZM115 144H116V141H115ZM117 144H119L117 142ZM132 144V143H131ZM174 144V141L173 143ZM50 145V144H49ZM61 145V146H62ZM72 145V144H71ZM98 145V144H97ZM96 145V147H97ZM110 145V144H109ZM210 145V144H209ZM250 145V144H249ZM51 146V145H50ZM59 146V145H57ZM70 146V145H68ZM73 146V145H72ZM99 146V145H98ZM117 146H123V145H117ZM125 146L127 147V145L125 144ZM130 146V145H129ZM205 146V148H206ZM36 147V145L34 146ZM95 147V145L93 146ZM100 147V146H99ZM103 147V146H102ZM100 148L102 150H104V148ZM114 147V146H113ZM169 147V145H168ZM174 147V146H173ZM239 147H241L242 151L239 150V152H237L236 154H231V157H230V153H225L227 154L223 161H224V165H225V172L229 173L231 178H233V180L231 181H234V183L232 182V184H236L237 185L234 187H238L237 188H234L233 190L230 188V187H223V186H220L218 187L219 190H217V192L220 193L219 195V199L220 200H230L233 202L235 201V197H237L238 195L239 196H245L246 199L254 208V211H255V216L253 217L254 220H253V224H249L247 225V227H240L242 230H237V229H233L231 226H224L223 228L221 227H218L217 224H212L211 221H209L210 223L207 225L208 228H211L210 231V234H212L211 236H213V238L216 240V242L218 243H221L222 241H220V237H225L229 243L227 244L228 245V250H227V253L228 255L226 254L227 256V260H228V263L229 264H264V207L260 208H257V205H255V203L253 202L254 201V198L253 196L254 195H257V196H260L264 199V177L263 179H258L256 173L258 171L257 167L260 168V167H264V150L261 152L260 156H259V159L258 160H254L255 161H258L257 163H254L251 155L249 153L246 152V149L243 145H240ZM1 148V150H2ZM62 148V150H64ZM66 148H67V145H66ZM73 147L71 148H67L68 150L72 149ZM124 149V146L122 147ZM216 148V147H215ZM237 148V147H236ZM264 148V146H263ZM109 149H110V146H109ZM121 149V148H119ZM122 149V150H123ZM127 149V148H126ZM203 149V148H202ZM240 149V148H239ZM99 149H96V150H93V151H97ZM101 150V151H102ZM115 150V149H114ZM118 150V149H117ZM201 150V149H200ZM207 150V149H206ZM209 151H212V149H208ZM233 150V149H232ZM111 153L112 150H110ZM208 151V152H209ZM217 151V150H216ZM123 153H126L124 151H121ZM254 152V151H253ZM98 152H96L95 154H97ZM116 153V152H115ZM120 153V152H119ZM123 153H120V154H123ZM128 153V152H127ZM212 153V152H211ZM214 153H216L214 151ZM234 153V152H233ZM240 153V155L242 154V157H243V160L245 162V171H241L242 168L238 165V163L235 164L233 163V159L232 157H234V159L236 158V156H238L237 154ZM119 154V155H120ZM181 154V153H180ZM199 154V153H198ZM217 154V153H216ZM222 154V153H220ZM98 155V154H97ZM103 155V154H102ZM100 155V156H102ZM104 155H109V154H104ZM103 155V156H104ZM112 155H115L114 153ZM118 156V154H116ZM129 155V154H128ZM126 156V157H129V156ZM201 155V154H200ZM223 155V154H222ZM67 156V155H66ZM102 156V157H103ZM221 156V155H220ZM29 157V156H28ZM112 157L111 155L109 156V160L111 165H114L112 159L110 158ZM124 157V156H123ZM239 157V156H238ZM31 158V157H30ZM69 158V156H68ZM101 158V157H100ZM114 158V157H113ZM130 158V157H129ZM102 159V158H101ZM126 160V158L124 157L123 160ZM128 159V158H127ZM103 160V159H102ZM107 160V161H109ZM122 160V161H123ZM205 160V159H204ZM242 160V161H243ZM104 161V160H103ZM106 161V160H105ZM107 161L105 163H107ZM121 161V162H122ZM197 161V162H196ZM222 161V162H223ZM236 161V160H235ZM203 162V161H202ZM201 163V162H200ZM66 164V163H65ZM109 164V163H108ZM117 164V163H116ZM257 164H259L260 166H258ZM13 165V164H11ZM10 165V166H11ZM16 165V164H15ZM31 165V164H30ZM68 165V164H67ZM101 165V164H100ZM107 165V164H106ZM119 165V163H118ZM193 165V164H192ZM191 165V166H192ZM257 165V166H256ZM108 166L110 167V164L105 166L108 168ZM187 167H190V166H187ZM28 168H30L28 166ZM116 167L112 166V169H115ZM91 169V168H90ZM101 169V168H100ZM104 169V168H103ZM188 169V168H187ZM187 169L185 171H187ZM244 169V168H243ZM97 170V168H96ZM106 170V169H105ZM104 170V171H105ZM100 171V170H99ZM175 171V170H174ZM180 171V170H179ZM188 171H190L188 169ZM97 172V171H96ZM95 172V173H96ZM259 172V171H258ZM176 173V172H175ZM178 173V172H177ZM176 173V174H177ZM190 173V172H189ZM261 173V171H260ZM92 174V172H91ZM126 174V173H125ZM128 174V173H127ZM126 174V175H127ZM259 174V173H258ZM262 174V173H261ZM131 175V174H130ZM121 176V174H120ZM129 176V175H128ZM179 176V175H178ZM10 176H8L7 178V182H6V185H7V195L6 196H10L13 195L15 197V199L17 198H20V200H18V203L19 204H22L23 201L21 200L23 198L24 200V197H27V195L29 194V190L27 189V187L25 186V180L21 179V177H19V179L17 178H14V180H10L9 179ZM95 178V177H94ZM93 178V180H94ZM179 178V177H178ZM177 179V178H176ZM124 180V179H123ZM10 181L14 184H12V186H9L11 185ZM101 181V180H100ZM236 181V182H235ZM251 182V190L250 191H244V190H241V186L244 185H240L241 183L243 182ZM102 183V181H101ZM100 185V183H99ZM232 185V186H233ZM4 186V185H3ZM2 187V186H1ZM26 187V189L24 188ZM246 187V186H245ZM5 188V186H4ZM2 189V188H1ZM0 189V190H1ZM10 189V190H9ZM245 189V188H244ZM28 190V191H27ZM12 191V192H11ZM11 192V193H9ZM31 192V191H30ZM33 192V191H32ZM5 193L4 192V196L3 198L5 197ZM13 193V194H12ZM38 193V192H37ZM36 194V193H35ZM211 194V193H210ZM218 194V193H217ZM214 195V194H213ZM222 195V196H221ZM212 196V195H211ZM210 196V197H211ZM10 198V197H9ZM238 198V197H237ZM7 199V197H6ZM12 199V197L10 198ZM27 199V198H26ZM213 199V198H212ZM215 199V198H214ZM235 199V200H234ZM4 200V199H3ZM2 200V201H3ZM29 200V199H28ZM2 201H0L2 203ZM203 201V200H202ZM7 202H11L10 201H7ZM210 200L207 202L208 206L206 204H204V207H202L204 210V214H207L208 213H212V211L210 210L209 206H210ZM222 202V201H221ZM227 202V201H226ZM0 203V204H1ZM203 203H206V202H203ZM248 203V204H249ZM254 203V204H252ZM2 205H0V208H1ZM251 206V208H252ZM263 206V205H262ZM201 207V206H200ZM209 208V211H207ZM2 209V208H1ZM197 211V210H196ZM203 214V213H202ZM192 218L191 219H188L189 221H187V223L185 222V225L183 227V234L185 236L188 237V242L186 244H184V253H187V254H190V253H194L197 252V261L198 263L197 264H222V262H220V257H219V254H218V251H217V247L215 246L214 242L215 241H211L208 237L207 234L209 233H206V230L204 229L203 227V224L202 221H201V218H199L197 212H193V214L191 215ZM208 217V216H207ZM212 218V217H211ZM208 219V218H207ZM245 220V219H244ZM35 221V220H34ZM249 221V220H248ZM36 222V221H35ZM184 222V221H183ZM181 223V222H180ZM248 223V222H247ZM252 223V222H251ZM38 224V223H37ZM35 226V225H34ZM183 226V225H182ZM60 227V226H59ZM53 228V227H52ZM238 228V227H237ZM181 229V228H180ZM178 229V230H180ZM51 230V229H50ZM55 231V230H54ZM181 231V230H180ZM61 232V231H60ZM242 235L240 237L244 238L242 241H237V239H239L240 237L237 235L239 234ZM59 235L57 234H50L47 236L46 234V237H51V235H54L52 236L50 239L51 240V243H50V240H49V243L52 244V248H51V245L48 243L47 246L49 245L50 248L52 251V255L53 256H57L56 257V260L58 259L60 261V264H64V261L66 263L67 259H69V262L70 264H82V262H80V260H78L77 257L74 256V253H68L65 249V242H63L62 240V237H61V234L58 233ZM63 234V233H62ZM182 234V235H183ZM209 234V235H210ZM37 235H40V234H37ZM43 236V234H42ZM184 236V237H185ZM39 237V236H38ZM44 237V236H43ZM45 237V238H46ZM182 237V236H180ZM183 237V238H184ZM212 238V240H214ZM224 238V239H225ZM49 239V238H48ZM48 239L46 238L45 240L46 243L48 242ZM226 240H223V243L225 244ZM45 243V242H44ZM146 243V242H145ZM222 244V243H221ZM223 244V245H224ZM152 245V244H150ZM226 245V244H225ZM44 246V245H43ZM146 247V246H145ZM144 247V248H145ZM149 247V246H148ZM147 248V247H146ZM145 248V249H146ZM219 249V248H218ZM158 251L159 249H157L156 247H150L149 250H148V254H146L143 258V260L140 259V261H143L144 264H158L155 259L157 258V255H158ZM223 253V252H222ZM45 254V253H44ZM164 255V254H163ZM42 256V255H41ZM47 256V255H46ZM200 256V257H199ZM65 257H67V259H64ZM140 256H138L139 258ZM196 257V256H195ZM54 258V257H53ZM135 258V257H134ZM138 258L136 261H138ZM50 257H48V263L50 262ZM60 259H64V261L60 260ZM45 260V259H44ZM54 260V259H53ZM181 260V259H180ZM1 261V260H0ZM10 261V260H9ZM2 262V261H1ZM6 262V261H5ZM4 262V263H5ZM15 262H13L14 264ZM17 263V262H16ZM46 263L45 261V264H48ZM58 263V262H57ZM67 264V263H66ZM163 264V263H162ZM166 264V263H165ZM173 264V263H171ZM177 264V262H176Z\"/></svg>","mask_w":264,"mask_h":264}]
</instances>
